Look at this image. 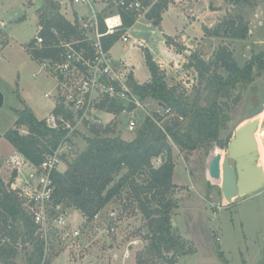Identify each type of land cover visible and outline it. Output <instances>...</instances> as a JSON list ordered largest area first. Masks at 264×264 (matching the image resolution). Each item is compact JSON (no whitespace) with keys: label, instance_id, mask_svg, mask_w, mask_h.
I'll use <instances>...</instances> for the list:
<instances>
[{"label":"rangeland","instance_id":"rangeland-1","mask_svg":"<svg viewBox=\"0 0 264 264\" xmlns=\"http://www.w3.org/2000/svg\"><path fill=\"white\" fill-rule=\"evenodd\" d=\"M37 1H40L38 6ZM51 3V0H0V22L3 23L0 26V92L4 96V104L0 109V179L4 183L9 182L11 177V170L5 161L15 153L4 138L5 133L14 127V110L28 107L35 117L42 120L51 109V99L44 98V94L53 91L55 87V80L49 74L51 68L35 59L28 47L36 36L38 23L48 15L47 9ZM182 4L186 7L191 5L192 11L186 13L196 15L195 11L197 14L198 11L205 12V24L202 23L204 38H192L189 48L181 43L171 45L174 52L181 55L180 58L176 57L182 61L176 67V60L173 61L170 54H165L163 45L166 38L177 34L194 36L197 32L184 25L183 19L186 17L179 9ZM85 11L88 9H84ZM236 15L242 16L248 24L249 32L245 39L227 38L222 30L219 36L211 35L218 26L224 29L223 23ZM193 27L201 28L199 24ZM204 30L208 31L207 35ZM128 33L133 39L147 42L144 48L134 51L139 62L143 60V72L149 73L144 59L145 53H149L155 64H165L168 67L167 74L164 72L168 86L175 87L186 101L198 99L199 104L204 106L205 82L199 77L193 56H198L208 65L207 75L215 72L225 76L226 73L213 64V57L220 48L230 52L239 67H243L255 55H264V2L258 1L254 8H250L233 6L223 0H168L158 26H148L145 19H138ZM130 47L132 43L118 44L112 51L113 59L118 61L126 56ZM150 48L154 55L149 51ZM121 49H125V52L122 53ZM138 68L140 73L142 67ZM238 92L240 100L235 109L229 112V121L226 130L221 132L222 136L226 134L232 138L235 130L246 122L245 115L255 107L264 105V71L261 76H257L255 70L252 82L243 89L238 87L233 90L232 98ZM143 102L148 112L154 113L160 108L157 101L150 98ZM143 115L138 114L139 123L143 121ZM171 119H163V123L170 122ZM256 119L259 121L257 132H264V111ZM100 121L101 124L97 125L102 129L122 128L123 140L129 141L135 136L136 130L127 131L125 122L120 118L110 124L111 127L105 126V118H100ZM22 129L26 130L18 127V131ZM77 134L75 139L69 140L71 148L65 156H74L86 147L83 136H90V129L83 127ZM257 142L264 144V137L258 136ZM170 147L174 163L172 183L176 186L170 198L176 205L170 211L173 232L184 237L185 245L193 248L192 253L185 255L169 254L173 255L174 264H258V244L264 240V186L257 193L235 198L232 204L222 202L220 182L210 178L208 169L214 156L225 158L227 147L220 148L214 142L210 145L204 143L190 152H181L172 142ZM156 165L158 164L155 163L154 167ZM258 166L264 170V158L260 157ZM65 168L62 162L58 172H63ZM124 171L122 169L117 173L114 180H118ZM144 178H138V182ZM218 205L224 209L215 211ZM65 209L73 225L82 229L81 235L75 243L60 245L56 231L51 228L47 264H89L90 261V264H97L99 257L110 264H121L122 261L123 264H130L132 259L136 264L137 261L141 264H168L153 251L147 220L134 205L127 188L100 212L98 224L101 225V230L98 232H94L85 223L86 220L78 209L72 205H67ZM105 225L114 227L115 231L107 234L104 231ZM77 245H81V248L78 249ZM16 247L17 254L9 259V264H28L26 258L30 247L26 246V250H22L21 246ZM111 247L112 251L109 250ZM128 251L131 258L122 259V254ZM114 254L119 255V258L114 259ZM86 256H89V260L84 263L82 260ZM107 262L104 264H108Z\"/></svg>","mask_w":264,"mask_h":264},{"label":"trees","instance_id":"trees-1","mask_svg":"<svg viewBox=\"0 0 264 264\" xmlns=\"http://www.w3.org/2000/svg\"><path fill=\"white\" fill-rule=\"evenodd\" d=\"M107 1L111 3L119 0ZM137 1L142 8L147 9L145 19L153 26H158L161 13L168 6V0ZM223 1L233 6L250 8H254L258 1L264 2V0ZM47 12L48 15L40 22L43 26L45 44L39 48L33 46V41L28 44L32 56L41 62L50 61L54 56V51L48 47L53 39L51 30L63 33L66 37L77 35L76 24L71 25L61 16L55 3H51ZM119 12L123 27H131L137 13L120 10ZM223 24L224 29L218 26L211 35L219 36L222 30V34L227 38L243 40L249 32L248 24L239 15ZM204 33L207 35L208 31L204 30ZM119 35L120 33L107 37L105 45L115 42ZM174 44L171 38H166V46ZM193 58L196 59L194 66L199 77L205 82L204 106L199 104L198 99L186 101L177 93L175 87L168 86L164 72L155 64L149 53L144 55L150 74L149 82L138 85L130 76L131 86L142 100L146 98L155 100L160 108H170L177 117H182V121L175 117L170 122L163 123L170 141L181 152L194 151L204 143L210 145L212 142L220 148H226L231 136L225 134L223 137L221 132L226 130L229 112L235 109L236 103L240 100V93L232 98V91L238 87L243 89L251 83L255 70L256 75L261 76L264 71V55L263 53L255 55L243 67H239L231 53L225 48H220L213 57V64L221 68L226 73L225 76L215 72L207 75L208 65L196 55ZM14 114L16 116L14 127L5 133L4 138L31 165H39L44 154L55 149L67 131L49 129L44 120H38L27 108L14 110ZM18 127H24L27 134H19ZM89 129L91 135L83 136L86 147L74 156H63L65 170L56 171L52 175L53 196L56 202L66 207L72 205L84 218L90 220L127 188L134 205L147 220L153 251L168 264H174L173 255H169L171 253L180 256L192 253L193 248L186 246L183 238L173 232L170 211L176 208V205L169 196L176 186L172 183L174 163L170 141L166 135L147 117L129 141L123 140L118 130L109 127L102 129L93 125ZM158 157L163 159L158 167H154L152 159ZM122 169H125L124 173L115 181V176ZM143 176L145 178L138 182V178ZM13 179L14 173L7 183L0 179V262L9 264V259L17 254L16 246H21L22 250L29 246L27 263L39 264L43 245L35 234V224L22 207L19 191L13 185ZM137 264L141 263L137 261ZM260 264H264V250Z\"/></svg>","mask_w":264,"mask_h":264},{"label":"built area","instance_id":"built-area-1","mask_svg":"<svg viewBox=\"0 0 264 264\" xmlns=\"http://www.w3.org/2000/svg\"><path fill=\"white\" fill-rule=\"evenodd\" d=\"M68 1L71 5L83 7L88 11L83 14L77 13L71 23L76 24L77 35L66 37L63 33L51 30L53 39L48 47L54 51V56L52 60L42 62L43 66L51 68L49 74L55 80L53 91L47 92L44 97L54 99L58 103L57 107L54 106L56 109L54 108L43 120L49 129H62L67 132L55 149L44 154L39 165H31L18 152L5 161L11 175L14 173L13 185L19 191L22 207L35 224V234L43 245L39 264H47L51 228L56 231L60 245L75 243L81 235L82 229L73 225L66 206L54 199L52 175L62 164V157L69 153L67 152L71 148L69 140L75 139V134L78 135L77 132L82 127L89 128L92 124H101L98 119H93L94 113L100 111L122 119L125 122V129L129 132L138 129L141 124L138 121V114H144L143 118H149L169 141L170 138L163 128V119L177 117L170 108L163 107L154 113L148 112L144 100L131 86L130 66L122 60L114 61L110 54L111 46L116 41L123 43L128 41L126 33L123 32L119 10L135 12L138 15L143 10L140 3L137 0H119L111 3L103 0L104 6L97 11L94 6L96 0ZM0 26H3L2 22ZM42 31L43 26L38 23V30L33 39V46L36 48L45 44ZM118 33L120 35L115 42L105 45L107 37ZM177 119L182 121V117ZM117 129L120 130V127ZM18 132L21 135L27 134L23 129ZM161 160V157L154 158L152 164L156 163L158 167ZM169 198H172V195ZM222 209L224 207L218 205L215 211ZM215 211L212 212L213 216ZM99 216L100 213L90 220L85 218V223L89 224L94 232L101 230V225L98 224ZM104 231L110 234L115 228L105 225ZM216 240L218 241V238ZM80 248L81 245L78 249Z\"/></svg>","mask_w":264,"mask_h":264},{"label":"water","instance_id":"water-1","mask_svg":"<svg viewBox=\"0 0 264 264\" xmlns=\"http://www.w3.org/2000/svg\"><path fill=\"white\" fill-rule=\"evenodd\" d=\"M3 104L4 96L0 92V109ZM263 111L264 105H259L248 112L245 115L246 122L235 130L230 139L225 158L216 155L210 162L209 176L220 182L222 199L228 204L235 198L257 193L264 186V171L258 166L259 153L255 137L259 125L256 118Z\"/></svg>","mask_w":264,"mask_h":264},{"label":"crops","instance_id":"crops-1","mask_svg":"<svg viewBox=\"0 0 264 264\" xmlns=\"http://www.w3.org/2000/svg\"><path fill=\"white\" fill-rule=\"evenodd\" d=\"M97 2L95 3V8L97 9V11H99L103 6H104V2H103V0H96ZM38 2H40V1H37V3ZM51 2H53V3H55L56 4V6L58 7V11H59V13L61 14V16H63V18H65V20H67L70 24L73 22V19H75L76 18V16H77V13H79V14H83V13H85L84 12V8L83 7H80V6H75V5H71L70 3H69V1L68 0H51ZM37 3H36V5H37ZM38 6V5H37ZM190 6L191 5H189L188 7H186V5L185 4H182L181 6H179L180 8V10L182 11V13H184V16L186 17V19L184 18L183 19V23H185L184 25L185 26H187V27H189V28H191L193 31H197L196 32V35H194V36H190V35H185V34H177V35H175L174 37H170L175 43H177V44H183V45H185L187 48H189L191 45L189 44V42L191 41V39L192 38H198V40H200V39H202V38H204V34H203V28H202V23L203 24H205V22H204V18H205V12L204 11H202V12H200V11H198V14H197V12L195 11V13H196V15H194V14H189V13H186V12H191L192 11V9L190 8ZM187 8H189V9H187ZM147 11V9H144L143 8V10H141L139 13H138V15H137V18H136V20H135V22H134V24L131 26V27H129V28H124V31L123 32H125L126 33V35H127V37H128V41L126 42V43H123V42H121V41H116L112 46H111V49H110V54H111V57H112V51L117 47V45L119 44V45H126V44H130V43H132V47H130L129 48V50H128V54L126 55V56H124L123 58H121L120 60H122V61H124V62H126L129 66H130V68H131V75H132V78H133V80L138 84V85H142V84H144V83H147V82H149V79H150V74L148 73V72H143V70H144V67H143V60L141 59L140 60V62H139V60L136 58V56H135V50L136 49H138V48H144L146 45H147V42L146 41H144L143 39H133L132 37H131V35L128 33V31L129 30H131L133 27H134V25H135V23L138 21V19H145V17H144V14H145V12ZM106 14V13H105ZM145 21L147 22V25L148 26H150L151 24L145 19ZM200 25V29H199V27H198V29H196V27H193V25ZM209 28V27H208ZM187 34V33H186ZM170 36H172V35H170ZM164 48H165V54L168 56L169 54H170V57L172 58V60L174 61V60H176L175 62V65H177L176 67H179L180 65H181V62L182 61H180V60H178L177 58H180L181 57V55H179V54H176L175 52H174V50L172 49V46L171 45H169V46H166L165 45V43H164ZM125 49H121V52L123 53V52H125L124 51ZM149 51L154 55V53H153V50L150 48L149 49ZM177 57V58H176ZM112 59H113V57H112ZM114 60V59H113ZM120 60H118V61H120ZM115 61V60H114ZM117 61V62H118ZM140 64V65H139ZM138 66H141L142 67V71H140V73H139V68H138ZM159 66V68H160V70L161 71H163V72H165V74H167V71H168V67L165 65V64H159L158 65ZM170 68H171V65L169 66ZM46 94V93H45ZM44 94V95H45ZM45 98V97H44ZM46 99H50V98H46ZM58 103L57 102H55L54 101V99H51V109H50V111H49V113L55 108V107H57L56 105H57ZM55 106V107H54ZM27 109H28V107H26ZM56 109V108H55ZM29 110V109H28ZM32 113V112H31ZM48 113V114H49ZM33 114V113H32ZM47 114V115H48ZM105 118V120H106V124H105V126H110L111 127V125L113 124V123H115V122H117V120H119L118 119V117H114V116H111V115H108V114H106V113H104V112H95L94 113V115H93V119L95 118V119H98L99 121H100V118ZM37 118V117H36ZM45 118V117H44ZM43 118V119H44ZM38 120H41V119H39V118H37ZM42 119V120H43ZM111 124V125H110ZM92 126H93V124H92ZM98 126V125H97ZM85 127V126H84ZM83 128V127H82ZM118 130V132L120 133V135L123 133V129L122 128H120V130L119 129H117ZM258 134V133H257ZM257 134H256V136H257ZM13 152H16L15 150H14V148H13ZM260 157L261 158H264V149H262L261 151H260ZM174 184V183H173ZM175 185V184H174ZM223 200V199H222ZM222 202H224V201H222ZM234 202V199H233V201H232V203ZM232 203H230V204H232ZM184 238V237H183ZM185 239V238H184ZM110 247V246H109ZM112 249H113V247H111L109 250H111L112 251ZM263 250H264V240L263 241H261V243L260 244H258V251H257V253H258V264H260L261 263V261H262V259H263ZM113 257H114V259H118L119 258V255H117V254H114L113 255ZM131 258V255L129 254V251H128V253H124V255L122 254V259H125V260H129ZM99 259V261L97 262V264H104L105 262H107V261H105L104 259H103V257L101 258V257H99L98 258ZM89 260V256H86L82 261L85 263L86 261H88ZM60 263V262H59ZM91 263V261L89 262V264ZM108 264H110V262H107ZM58 264V263H57ZM83 264V263H82ZM121 264H123V261H122V263ZM130 264H136V261L134 260V259H132V262L130 263Z\"/></svg>","mask_w":264,"mask_h":264},{"label":"bare ground","instance_id":"bare-ground-1","mask_svg":"<svg viewBox=\"0 0 264 264\" xmlns=\"http://www.w3.org/2000/svg\"><path fill=\"white\" fill-rule=\"evenodd\" d=\"M261 120V119H260ZM258 133V132H257ZM256 133V134H257ZM258 136H260V137H264V132H259L258 134H257V136L255 135V137H256V142H257V137ZM262 142H263V139H262ZM257 147H258V153H260V151L262 150V149H264V144H258V142H257ZM259 159H260V154H259ZM262 168V167H261ZM263 169V168H262ZM264 171V170H263Z\"/></svg>","mask_w":264,"mask_h":264}]
</instances>
